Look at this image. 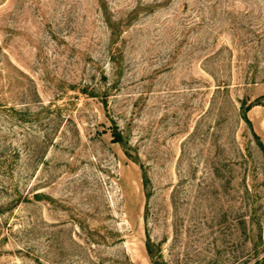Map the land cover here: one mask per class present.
<instances>
[{
    "label": "rangeland",
    "instance_id": "obj_1",
    "mask_svg": "<svg viewBox=\"0 0 264 264\" xmlns=\"http://www.w3.org/2000/svg\"><path fill=\"white\" fill-rule=\"evenodd\" d=\"M256 135L264 0H0V264H264Z\"/></svg>",
    "mask_w": 264,
    "mask_h": 264
},
{
    "label": "trees",
    "instance_id": "obj_2",
    "mask_svg": "<svg viewBox=\"0 0 264 264\" xmlns=\"http://www.w3.org/2000/svg\"><path fill=\"white\" fill-rule=\"evenodd\" d=\"M251 108V105L247 106V107H242V117L248 122V123H251L248 115H247V112L250 110ZM112 130H113V134L115 135L116 137V140H122L123 139V136H122V133L121 131H119L117 125L115 124L114 127H112ZM256 138H257V144L259 146V149L262 151V153L264 154V142L260 139V137L258 135H256ZM2 207H0V214L2 213ZM149 251L151 252V249H149Z\"/></svg>",
    "mask_w": 264,
    "mask_h": 264
}]
</instances>
